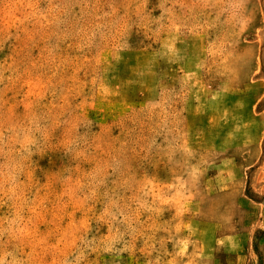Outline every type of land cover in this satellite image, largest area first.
<instances>
[{
  "label": "rangeland",
  "instance_id": "374dc122",
  "mask_svg": "<svg viewBox=\"0 0 264 264\" xmlns=\"http://www.w3.org/2000/svg\"><path fill=\"white\" fill-rule=\"evenodd\" d=\"M0 264H264V0H0Z\"/></svg>",
  "mask_w": 264,
  "mask_h": 264
}]
</instances>
